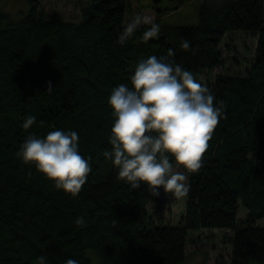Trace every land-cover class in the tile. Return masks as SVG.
<instances>
[{
  "label": "trees",
  "instance_id": "obj_1",
  "mask_svg": "<svg viewBox=\"0 0 264 264\" xmlns=\"http://www.w3.org/2000/svg\"><path fill=\"white\" fill-rule=\"evenodd\" d=\"M155 8L157 18L178 9ZM78 9L79 22L45 15L40 0H29L15 22L0 11V264H37L40 256L47 264H91L90 252L99 264H181L189 232L204 229L230 232L229 264H264V228L257 226L264 220V0H203L197 25L158 19V37L143 40L150 25H141L124 44L118 37L129 0H90ZM233 32L257 35L249 70L205 84L203 73L222 64L220 44ZM182 39L192 50L181 48ZM150 56L182 65L214 93V103L223 102L202 166L188 173L176 227L156 226L149 211L162 201V188L158 197L143 184L133 189L103 155L112 150L111 92L120 84L131 89L137 64ZM29 115L36 123L25 129ZM54 130L76 132L80 154L90 158L92 171L75 197L16 155L27 136Z\"/></svg>",
  "mask_w": 264,
  "mask_h": 264
},
{
  "label": "clouds",
  "instance_id": "obj_2",
  "mask_svg": "<svg viewBox=\"0 0 264 264\" xmlns=\"http://www.w3.org/2000/svg\"><path fill=\"white\" fill-rule=\"evenodd\" d=\"M141 25H150L143 40L156 38L160 26L148 15H135L118 37L124 44ZM181 48L192 50L191 44L181 40ZM174 56L170 49L168 57ZM202 79V78H201ZM127 84L114 88L109 105L114 110V125L111 129V151L103 153L118 169V177L128 182L133 189L146 185L153 197L159 189L175 198L186 197L190 191L185 172L178 171L170 161L188 173H196L202 166L212 135L223 118V102L215 101L212 91L199 82L194 74L168 60L167 57L150 56L141 60ZM53 89L47 84V92ZM36 117L25 118L23 128L29 129ZM78 134L74 131L54 130L46 137L35 134L25 138L16 153L23 163L34 165L57 189L75 197L86 184L92 171L89 160L79 152ZM76 225L83 227V217ZM37 264H47L40 256ZM66 264H77L69 259Z\"/></svg>",
  "mask_w": 264,
  "mask_h": 264
},
{
  "label": "rangeland",
  "instance_id": "obj_3",
  "mask_svg": "<svg viewBox=\"0 0 264 264\" xmlns=\"http://www.w3.org/2000/svg\"><path fill=\"white\" fill-rule=\"evenodd\" d=\"M90 0H40L41 11L45 15H55L67 22H79L78 6H84ZM130 10L125 17L129 23L135 15H148L159 21L163 26L190 27L198 23V8L203 0H129ZM219 1V0H214ZM223 1V0H220ZM155 7L164 10H173L163 17L157 18ZM29 10V0H0V11L7 14L15 22L20 20ZM257 47V35L247 32H233L226 34L220 44L222 64L211 71H205L202 81L212 84L217 75L244 76L249 70ZM174 167L178 171L186 172L183 168ZM188 183V181H187ZM185 209V197L175 198L171 193H165L162 201L151 206L149 211L156 226L179 225ZM245 215L244 210L238 213V219ZM259 228H264V220L258 222ZM230 232L221 230H200L189 232L185 249V260L181 264H229ZM91 264H99V260L92 252L88 253Z\"/></svg>",
  "mask_w": 264,
  "mask_h": 264
}]
</instances>
